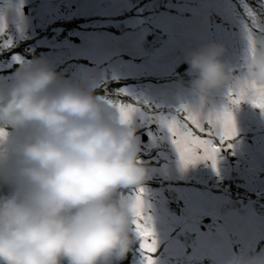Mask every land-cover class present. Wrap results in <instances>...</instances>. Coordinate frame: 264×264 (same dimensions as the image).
I'll return each instance as SVG.
<instances>
[{"label":"clouds","instance_id":"9594fccd","mask_svg":"<svg viewBox=\"0 0 264 264\" xmlns=\"http://www.w3.org/2000/svg\"><path fill=\"white\" fill-rule=\"evenodd\" d=\"M224 53L214 43L185 57L191 93L201 101L239 88L241 71ZM16 63L12 79L0 82V264L122 261L133 244L140 248L138 216L151 221L136 112L125 117L116 102L61 77L46 59ZM243 74L264 87V45L248 46ZM183 106L205 123L225 108L205 114ZM223 264H264V253L235 251Z\"/></svg>","mask_w":264,"mask_h":264},{"label":"rangeland","instance_id":"374dc122","mask_svg":"<svg viewBox=\"0 0 264 264\" xmlns=\"http://www.w3.org/2000/svg\"><path fill=\"white\" fill-rule=\"evenodd\" d=\"M159 1L163 3L161 9L157 8ZM25 6L29 14L25 13ZM246 8L252 10L246 5V14ZM133 9V0H0V25L5 27V38L11 37L14 42L9 49L0 48V82L12 79L18 67L13 59L16 54L24 62L46 59L61 77L65 75L64 78L93 90L100 98L108 99L105 92L111 83L127 82L122 89L129 93V103L140 109L133 115L140 144L143 145L141 131L144 129L150 135L147 146L154 151L149 159L153 164L145 162L151 178L143 189L146 215L151 217L154 238L158 241L155 258L157 264H179L184 255L188 259L194 256L196 249L220 243L221 247L228 248L227 239L199 237L196 245L189 246L191 251L185 252L178 239L181 231L194 227L203 213L217 211L228 198L219 194L194 198L199 193L189 188L197 184L192 169L212 168V165L200 161L183 166L166 130L155 126L156 132L152 133L146 127L150 123V112H145L143 106L173 115L182 105L200 107L205 114L230 107L237 130L233 148L226 149L232 161L220 152L215 168H227L230 173L227 177L241 181L237 186L245 195L250 196L254 191L258 197L251 200H259V196L264 195V177L261 176L264 170V113L247 102L232 106L227 88L201 101L192 95L189 77L179 78L175 70L177 63L189 52L214 43L223 45V59L240 69L249 46L248 28H252L257 45H264V19L256 15L258 27L253 26L249 17L245 18L231 0H149L137 9L138 13L147 11V16L124 15ZM120 24L125 26L121 33L108 30ZM67 28L66 39L61 41ZM253 30H258L259 34ZM50 32L55 35L53 39L49 37ZM151 33L159 34L163 42L156 50L146 51L144 42ZM27 40L34 42L32 49L15 53ZM159 140L167 144V151L161 149ZM184 193H191L193 198H183L186 204L183 212L181 209L172 211L171 196L177 197L176 205L180 207L178 201ZM136 254L131 264H144L139 245Z\"/></svg>","mask_w":264,"mask_h":264},{"label":"flooded vegetation","instance_id":"af4514ba","mask_svg":"<svg viewBox=\"0 0 264 264\" xmlns=\"http://www.w3.org/2000/svg\"><path fill=\"white\" fill-rule=\"evenodd\" d=\"M26 14H29V11ZM141 106H143L142 102ZM143 109L145 112H149L147 106H143ZM146 127L150 132H156L155 126L149 127L148 123ZM141 133L148 136V141H143V145H141V158L144 163L150 162L149 159L154 154V151L147 146L150 135L144 129ZM159 146L165 151L168 150L167 144L160 140ZM221 153L223 156H228L226 149H222ZM228 159L232 161L229 156ZM150 163L153 164V162ZM200 165L202 163H199ZM208 165L211 166L210 161H208ZM192 171L195 173L197 184L195 183L189 188L199 193L194 198H208L219 194L228 199L222 201L217 211L203 213V217L194 227L179 233L178 239L185 247V252L191 251L189 246L196 245L199 237L213 239L219 236L227 239L228 248L221 247L220 243L208 248L196 249L194 256L188 259L184 255L179 264H223V259L235 251L247 254L264 253V195L259 196V200H251V197L244 194H235L233 179L227 177L229 173L227 168L207 167L192 169ZM191 195V193H186L182 199H179V208L182 212L186 205L183 198H193ZM231 202L234 205H230Z\"/></svg>","mask_w":264,"mask_h":264},{"label":"snow or ice","instance_id":"6c2138e0","mask_svg":"<svg viewBox=\"0 0 264 264\" xmlns=\"http://www.w3.org/2000/svg\"><path fill=\"white\" fill-rule=\"evenodd\" d=\"M246 12L252 21V25L258 27L256 14L248 8H246ZM247 30L249 45H253L256 41L253 39L252 28ZM3 31L4 27L0 25V32ZM13 46L14 42L11 37L0 41V48L9 49ZM13 59L18 62L21 57L16 54ZM239 70L241 71L240 85L235 92L229 90L230 104L238 106L242 102H247L264 113V87H257L254 84L249 85L243 74V67ZM249 88L254 89V91L249 92ZM128 95L126 89L117 90V97H127ZM113 102L118 104L122 115L125 117L130 113L140 111L138 107L133 103L126 102L125 99L118 98ZM149 112V127L159 126L160 129L166 130L167 138L175 146L180 162L185 167L200 161H210L212 167L215 168L217 156L221 150L233 148L232 141L237 135V130L230 107H225L217 115L215 121L209 119L207 123L187 112L183 105L176 110L174 115L165 114L158 109H149ZM141 192H143V189H141ZM136 229L143 238L140 250L144 257V264H157L153 259V254L157 252V241L154 238V231L149 218H145L140 214Z\"/></svg>","mask_w":264,"mask_h":264},{"label":"trees","instance_id":"16d2710c","mask_svg":"<svg viewBox=\"0 0 264 264\" xmlns=\"http://www.w3.org/2000/svg\"><path fill=\"white\" fill-rule=\"evenodd\" d=\"M149 1V0H133V4H134V9L132 12H125L124 15L128 16V15H140V16H147V11L144 12H140L138 13L137 9L139 7V5L143 4L144 2ZM173 1H177V0H173ZM231 2L235 3L237 5V7L240 9V11H242L244 13V16H246L245 18H247V14L244 12L245 6L249 5L252 10L255 12V14L257 15L258 19L263 20L264 19V0H231ZM163 7V3L162 1H159V3L157 4V8L161 9ZM123 15V17H124ZM122 17V18H123ZM68 28L63 32V35L61 36L60 40H64L66 39L67 33H68ZM108 30L116 32V33H121L122 31L125 30V26L123 24H120L119 26L115 27V26H110L108 27ZM254 33L259 34L258 30H253ZM54 34L53 32L49 33V37L51 39L54 38ZM163 42V38L161 36H159V34L157 33H151L148 35V37L146 38L145 42H144V48L146 51H153L156 50ZM34 42L33 41H29L27 40L26 42H24L22 44V46L20 48H18L17 50H15V53H24L25 51H30V49H32V44ZM36 56V55H34ZM33 57V56H32ZM31 57V58H32ZM187 64L185 63V59L180 60L177 65H176V70H175V74L182 79H187L188 75L186 74V69H187ZM65 77V75H64ZM63 77V78H64ZM127 84L126 81H117L115 83H111V85L108 87L107 92H105V96L111 100V98H117V90L122 89L124 87V85ZM104 96V95H103ZM122 99H125L126 102H130L131 98L127 97H121ZM234 176V174H233ZM261 176L264 177V170H262V174ZM241 182L239 180H233L232 184L235 186V194H244L245 195V191H243V189L239 188L237 186V183ZM253 199H256L258 196L257 194H255V192H251L250 196ZM171 199L173 200V204H171V210L174 212H178L180 210V208L178 207V204L176 205V200L177 197L176 196H171ZM179 202V201H178ZM175 206H177V208L175 209ZM137 244H133L131 250L128 252L126 258H124L122 261H116L115 264H131L132 262H134L137 258V254H136V250H137Z\"/></svg>","mask_w":264,"mask_h":264},{"label":"water","instance_id":"95a60500","mask_svg":"<svg viewBox=\"0 0 264 264\" xmlns=\"http://www.w3.org/2000/svg\"><path fill=\"white\" fill-rule=\"evenodd\" d=\"M24 10H25L26 13H28L29 8H28V7H25ZM75 41L78 42L79 40H78V39H75ZM143 141H144V142H147V141H148V136H147L146 134L143 135Z\"/></svg>","mask_w":264,"mask_h":264}]
</instances>
